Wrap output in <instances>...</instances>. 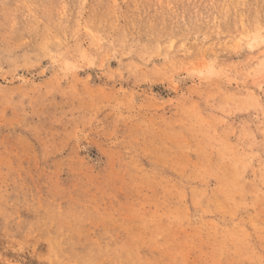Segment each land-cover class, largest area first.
Wrapping results in <instances>:
<instances>
[{
  "label": "rangeland",
  "instance_id": "374dc122",
  "mask_svg": "<svg viewBox=\"0 0 264 264\" xmlns=\"http://www.w3.org/2000/svg\"><path fill=\"white\" fill-rule=\"evenodd\" d=\"M0 264H264V0H0Z\"/></svg>",
  "mask_w": 264,
  "mask_h": 264
},
{
  "label": "bare ground",
  "instance_id": "6f19581e",
  "mask_svg": "<svg viewBox=\"0 0 264 264\" xmlns=\"http://www.w3.org/2000/svg\"><path fill=\"white\" fill-rule=\"evenodd\" d=\"M219 176V175H218ZM237 177V176H236ZM226 193V192H225Z\"/></svg>",
  "mask_w": 264,
  "mask_h": 264
}]
</instances>
